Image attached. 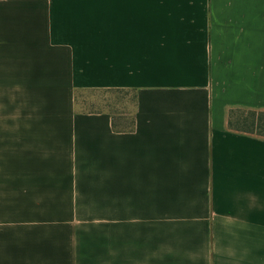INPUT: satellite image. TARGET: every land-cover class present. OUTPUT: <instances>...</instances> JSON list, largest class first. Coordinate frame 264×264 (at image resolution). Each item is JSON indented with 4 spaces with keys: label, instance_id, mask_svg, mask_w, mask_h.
<instances>
[{
    "label": "crops",
    "instance_id": "1",
    "mask_svg": "<svg viewBox=\"0 0 264 264\" xmlns=\"http://www.w3.org/2000/svg\"><path fill=\"white\" fill-rule=\"evenodd\" d=\"M108 88L132 130L76 112ZM230 109L264 111V0H0V264H72L75 223L109 264H264V138Z\"/></svg>",
    "mask_w": 264,
    "mask_h": 264
},
{
    "label": "trees",
    "instance_id": "2",
    "mask_svg": "<svg viewBox=\"0 0 264 264\" xmlns=\"http://www.w3.org/2000/svg\"><path fill=\"white\" fill-rule=\"evenodd\" d=\"M84 92L95 95L93 100L81 99ZM131 93L134 105L132 117H127L124 111V97ZM137 104L135 89H78L75 91V109L80 113H108L114 131H130L133 129L134 114ZM228 127L231 130L256 135L264 138V111L253 109H230L228 112Z\"/></svg>",
    "mask_w": 264,
    "mask_h": 264
},
{
    "label": "rangeland",
    "instance_id": "3",
    "mask_svg": "<svg viewBox=\"0 0 264 264\" xmlns=\"http://www.w3.org/2000/svg\"><path fill=\"white\" fill-rule=\"evenodd\" d=\"M131 93L127 94L124 97L123 106L126 116L132 117L134 112V105L131 101ZM95 95L84 92L81 99L93 100ZM57 202V200H55ZM24 214H37L39 218L49 217L48 215H54L55 218L60 217L59 215L69 213L72 210V207L54 205V206H26L22 207ZM57 225H62V223H55ZM81 224V225H80ZM101 224V227H98ZM77 225L74 229H72L70 242H71V263L75 264V262H80V264H99V263H108L109 264V223H75ZM106 225V226H105ZM61 230L64 229L60 227ZM79 231L77 232L75 231ZM77 241H82L85 246L83 248L90 250V253L83 254V252L78 255V253L74 254V248ZM81 249V248H80ZM93 249L101 253L93 252ZM77 258H76V257Z\"/></svg>",
    "mask_w": 264,
    "mask_h": 264
}]
</instances>
